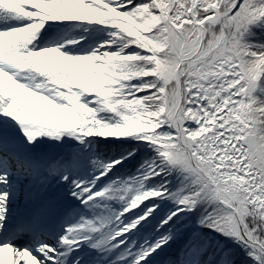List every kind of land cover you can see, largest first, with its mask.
I'll return each instance as SVG.
<instances>
[{"label": "snow or ice", "instance_id": "1", "mask_svg": "<svg viewBox=\"0 0 264 264\" xmlns=\"http://www.w3.org/2000/svg\"><path fill=\"white\" fill-rule=\"evenodd\" d=\"M0 264H264V0H0Z\"/></svg>", "mask_w": 264, "mask_h": 264}]
</instances>
